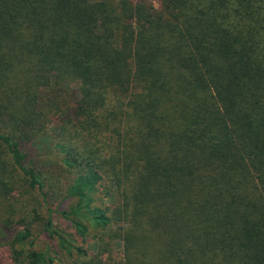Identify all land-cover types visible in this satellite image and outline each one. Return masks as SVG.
Returning <instances> with one entry per match:
<instances>
[{"label": "trees", "instance_id": "trees-1", "mask_svg": "<svg viewBox=\"0 0 264 264\" xmlns=\"http://www.w3.org/2000/svg\"><path fill=\"white\" fill-rule=\"evenodd\" d=\"M0 264H264V0H0Z\"/></svg>", "mask_w": 264, "mask_h": 264}, {"label": "rangeland", "instance_id": "rangeland-1", "mask_svg": "<svg viewBox=\"0 0 264 264\" xmlns=\"http://www.w3.org/2000/svg\"><path fill=\"white\" fill-rule=\"evenodd\" d=\"M155 5V4H154ZM155 7H157V5H155Z\"/></svg>", "mask_w": 264, "mask_h": 264}]
</instances>
